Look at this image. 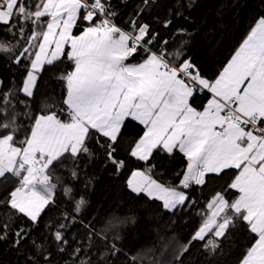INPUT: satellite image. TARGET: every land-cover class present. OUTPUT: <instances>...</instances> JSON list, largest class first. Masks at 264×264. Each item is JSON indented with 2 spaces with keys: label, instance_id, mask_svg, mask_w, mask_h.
Returning a JSON list of instances; mask_svg holds the SVG:
<instances>
[{
  "label": "snow or ice",
  "instance_id": "1",
  "mask_svg": "<svg viewBox=\"0 0 264 264\" xmlns=\"http://www.w3.org/2000/svg\"><path fill=\"white\" fill-rule=\"evenodd\" d=\"M195 3L184 0L188 9ZM180 4L176 0L174 7ZM158 6V0H141L124 28L116 23L119 13L112 0H0V26L12 38L0 39V57L26 73L20 86L7 90L0 80V241L11 234L17 250L28 241L36 252L29 257L32 264H53L49 247L68 255L63 264H114L123 253L118 229L135 225L137 217L110 213L99 228L95 217L85 223L80 215L89 201L75 195L74 183L81 177V160L95 156L93 141L117 171L125 167L117 153L129 120L143 128L138 139L128 141L130 157L143 162L127 179L131 193L174 211L188 200L183 189L225 176L230 180L208 202L207 218L175 259L193 241H204L212 254L220 238L243 229L251 242L239 264H264V16L219 75L208 79L191 57L184 58L186 40L171 51L169 40L156 46L159 33L139 17ZM168 13L164 28L172 23L173 8ZM78 25L82 30L75 34ZM176 34L190 35L185 29ZM137 55L141 60L130 62ZM63 58L72 68L55 77L62 98L42 97L39 110L32 112L42 72ZM204 92L209 98L198 110L191 101ZM21 105L27 110L21 112ZM177 153L186 160L179 184L155 178L163 175L153 162L156 156L174 159ZM230 170L236 171L229 175ZM92 184L87 177L84 187ZM229 190L238 195L228 198ZM58 192L72 212L46 221V235L38 241L31 233L46 210H55ZM17 219L21 223L14 228ZM77 223L84 237L77 242L74 235L70 243L66 232ZM140 258L139 253L130 256L125 264H138Z\"/></svg>",
  "mask_w": 264,
  "mask_h": 264
},
{
  "label": "trees",
  "instance_id": "2",
  "mask_svg": "<svg viewBox=\"0 0 264 264\" xmlns=\"http://www.w3.org/2000/svg\"><path fill=\"white\" fill-rule=\"evenodd\" d=\"M140 3L141 0H112L119 13L116 23L127 28L126 21L136 15ZM158 4L159 6L151 13L145 12L139 17V20L148 22L151 29L159 33L156 46H159L160 41L169 40L167 47L171 51L181 39L186 40L184 58L191 57L195 68L208 79H215L219 75L246 39L251 28L255 26L258 18L264 16V0H196L191 9L184 6V0L176 7H174L176 0H158ZM169 8H173L172 23L168 28H164L163 21L169 16ZM177 10L182 11L183 15L176 16ZM82 26L78 25L74 33L78 34ZM5 28L6 26H0V39L7 41L12 38ZM178 29H185L190 35L181 37L176 34ZM141 58L137 55L131 61L138 62ZM71 68L72 62L66 58H63V63H58L56 68L46 66L38 80L35 99L30 102L32 112L39 110L42 97L62 98V84L55 77ZM25 75L22 67L0 57V80L3 81V90L11 86H20ZM19 98L25 99L22 93L19 94ZM208 98L207 92L197 94L191 103L201 110ZM19 110L23 112L27 109L21 105ZM21 122L26 123L23 118ZM142 130V126L136 122L129 120L126 123L123 129L125 137L122 142L123 148L117 153V159L123 160L125 167L119 171L107 162L104 153L94 141L90 144L95 156L91 160L87 157L81 160V177L74 183L75 195L79 197L83 194L89 201L80 219L87 223L95 217L99 228L110 213L137 217L135 225L129 224L118 229L122 235L119 246L128 256L118 254L113 258L114 264H125L128 257L138 253L141 254L138 264H239L242 254L251 242L250 234L243 229L234 230L228 238H220V247L212 254L205 249L204 241H193L188 251L184 252L179 260L175 259L181 247L191 240L207 218L208 202L230 180L225 176L223 180L183 189L188 200L182 208L178 207L174 211L164 210L162 201L149 200L143 194L138 197L131 193L126 182L132 170L137 167L143 168V162L131 158L127 149L128 141L138 139ZM153 162L157 165V172L163 173L162 176L155 178L173 186L179 184L186 167V160L182 154L177 153L174 159L166 154L157 155ZM235 171L230 170L229 175ZM178 172L181 175L178 176ZM59 174L68 176L66 171ZM87 177L93 178V184L85 188ZM67 182L69 181L66 179ZM226 195L234 199L238 193L229 190ZM62 212L71 213L72 204L58 192L55 210H46L39 226L32 231V238L42 241L46 235L44 223L50 218L58 217ZM20 223L21 220L17 219L13 227H18ZM84 233L85 229L77 223L68 228L66 237L72 243L75 235L76 241L79 242L83 239ZM11 242V234L7 240L0 241V264H32L29 257L36 256V252L28 241H25L19 250L13 248ZM49 251L53 252V264H63L64 260L69 258L67 254L56 253L54 247H49ZM128 264H131V261H128Z\"/></svg>",
  "mask_w": 264,
  "mask_h": 264
},
{
  "label": "crops",
  "instance_id": "3",
  "mask_svg": "<svg viewBox=\"0 0 264 264\" xmlns=\"http://www.w3.org/2000/svg\"><path fill=\"white\" fill-rule=\"evenodd\" d=\"M230 59H231V58H230ZM229 61H230V60H229ZM130 62H132V63H136L135 61H131V60H130ZM138 62H139V61H138ZM198 110H199V109H198ZM201 110H202V109H201ZM186 195H187V194H186Z\"/></svg>",
  "mask_w": 264,
  "mask_h": 264
},
{
  "label": "rangeland",
  "instance_id": "4",
  "mask_svg": "<svg viewBox=\"0 0 264 264\" xmlns=\"http://www.w3.org/2000/svg\"><path fill=\"white\" fill-rule=\"evenodd\" d=\"M209 235H211V234H209Z\"/></svg>",
  "mask_w": 264,
  "mask_h": 264
}]
</instances>
